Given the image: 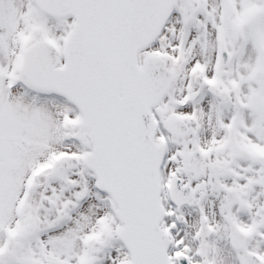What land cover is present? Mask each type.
Listing matches in <instances>:
<instances>
[{"label": "snow or ice", "instance_id": "1", "mask_svg": "<svg viewBox=\"0 0 264 264\" xmlns=\"http://www.w3.org/2000/svg\"><path fill=\"white\" fill-rule=\"evenodd\" d=\"M0 264H264V0H0Z\"/></svg>", "mask_w": 264, "mask_h": 264}]
</instances>
